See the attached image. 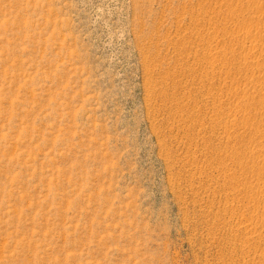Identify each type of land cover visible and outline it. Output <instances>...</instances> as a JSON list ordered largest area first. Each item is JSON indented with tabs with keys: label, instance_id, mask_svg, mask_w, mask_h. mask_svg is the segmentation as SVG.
<instances>
[{
	"label": "rangeland",
	"instance_id": "374dc122",
	"mask_svg": "<svg viewBox=\"0 0 264 264\" xmlns=\"http://www.w3.org/2000/svg\"><path fill=\"white\" fill-rule=\"evenodd\" d=\"M0 264H264V0H0Z\"/></svg>",
	"mask_w": 264,
	"mask_h": 264
}]
</instances>
